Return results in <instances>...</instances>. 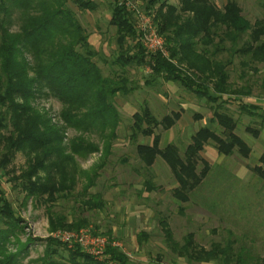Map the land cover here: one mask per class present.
<instances>
[{"label": "trees", "instance_id": "1", "mask_svg": "<svg viewBox=\"0 0 264 264\" xmlns=\"http://www.w3.org/2000/svg\"><path fill=\"white\" fill-rule=\"evenodd\" d=\"M138 1L146 13L153 12L167 56L157 52L145 59L131 11L110 0L108 24L115 29L116 44L111 63L118 66L119 72L108 76L93 60L96 51L76 16L96 10L95 0H0V171L7 174V165L17 152L22 153L25 168L8 181L16 182L26 195L44 198L43 202L52 204L56 196L70 191L76 175L68 168L74 156L84 157L99 149L88 139L89 135L96 133L103 138L101 155L108 156L119 121L115 98L132 90L127 86L126 76L131 67L150 66L147 84L160 78L179 84L200 99L215 102L217 96L213 92L219 96L230 92L225 64L213 59L207 49L214 38L217 37L214 53L221 49L223 40H228L231 47L225 49L230 53L247 56L251 62H264V21L255 20L251 24L234 0H227L221 8L210 0ZM14 20L17 27L12 30ZM238 41L242 44L234 49ZM199 44L204 49L198 48ZM209 83L213 86H208ZM40 96L59 102L61 124L52 122L48 112L38 107L36 100ZM218 106L212 110L210 121L217 124L219 132L208 126L199 127L190 135L182 153L174 143L160 147V134L155 133L158 126L164 130L173 126L179 112L171 111L157 119L145 105L132 114L129 136L135 138L140 134L151 139L149 143L135 144L137 157L146 169L156 157L163 160L176 182L172 196L181 203L189 200L210 169L209 162L201 156L206 144L212 143L223 156L237 152L246 158L251 152L250 146L235 132V119ZM239 108L248 115L264 116L256 113L252 104L239 103ZM67 129L78 135L64 144L63 134ZM244 129L253 137L258 135L255 128ZM102 166L103 162L97 168ZM250 170L264 182V152ZM95 177L93 173V180ZM90 180L87 187L93 185ZM144 187L146 191L154 188L150 180L144 182ZM87 203L98 209L102 205L99 199ZM46 213L49 231L77 230L87 223L82 219L67 221L64 215L53 214L48 208ZM21 222L0 189V264H19V253L26 251V245L31 242L27 237L20 243L19 237L24 233ZM159 224L166 243L188 264L211 261L248 264L240 253L234 255L229 244L221 247L215 243L204 249L192 241L190 233L179 244L171 239L166 221L161 219ZM12 241L18 244L14 251L7 247ZM44 242L42 254L36 260L38 264H132L116 245H107L105 258L95 261L78 247L68 248L57 239L47 237Z\"/></svg>", "mask_w": 264, "mask_h": 264}, {"label": "rangeland", "instance_id": "2", "mask_svg": "<svg viewBox=\"0 0 264 264\" xmlns=\"http://www.w3.org/2000/svg\"><path fill=\"white\" fill-rule=\"evenodd\" d=\"M95 1L98 4L96 10L76 13V16L88 32L91 47L96 51L93 60L104 75L112 76L114 71L119 72V68L111 63L116 44L115 29L108 24L110 0ZM111 1L125 5L131 11L133 28L139 40L142 21L135 14V7L151 25L155 24L153 12L146 13L140 1ZM170 1L176 3V0ZM210 1L221 8L227 0ZM234 1L251 24L255 20L264 21V0ZM16 27L14 20L11 29ZM216 41L217 37L207 49L213 59L225 64L228 95L219 96L213 92L212 95L217 97L215 102H209L171 81L155 78L147 84L150 66L131 67L126 76L127 86L132 90L115 98L119 121L108 156L101 155L103 138L96 133L89 135L88 139L98 145V151L84 157L74 156V162L68 169L76 175L75 183L70 191L56 196L52 204L43 202L44 198L35 199L26 195L16 182L8 181L9 177L19 175L25 168V156L20 152L15 154L7 165L8 173L1 174L0 171V189L22 221L24 233L19 237L20 243L25 242L27 237L32 239L26 245V251L19 253V264H38L36 260L44 249V239H56L53 234L60 228L49 231L46 208L53 214L64 215L67 221H87L80 228H88L91 234L114 242L132 264H188L182 257H177L166 243L164 230L159 224L161 219L166 221L171 239L179 244L190 233L192 241L204 249H210L215 243L221 247L229 244L234 255L240 253L248 264H264V182L250 170L264 152V116L248 115L239 108V103L252 104L256 106V113H264V62H251L247 56L230 53L225 49L231 47L228 40H223L221 49L214 53ZM241 44L238 41L234 49ZM197 47L204 49L202 44ZM149 56L145 53V59ZM36 101L40 109L48 112L52 122L61 124L58 101L46 96H40ZM218 104L219 110H224L235 119V132L250 146L251 152L246 158L237 152L223 156L216 152L212 143L206 144L201 156L209 162L210 169L190 194L189 200L181 203L172 196L176 182L163 160L156 157L152 166L146 169L137 157L135 144L149 143L151 139L140 134L135 138L129 136L132 114L145 105L157 119L171 111L179 112L180 116L173 126L167 130L158 126L155 133L160 134V147L174 143L182 153L190 135L199 127L208 126L219 132L217 124L210 121L212 110ZM247 126L257 129L258 135L253 137L246 132L244 128ZM63 135V143L67 144L78 133L67 129ZM101 162L102 168H97ZM93 173H96L94 180ZM90 179L93 185L87 187ZM146 180L154 186L151 191L145 190ZM95 199L101 201V208L88 206L87 201ZM7 247L14 251L18 244L12 241ZM75 247L78 245L70 248Z\"/></svg>", "mask_w": 264, "mask_h": 264}, {"label": "built area", "instance_id": "3", "mask_svg": "<svg viewBox=\"0 0 264 264\" xmlns=\"http://www.w3.org/2000/svg\"><path fill=\"white\" fill-rule=\"evenodd\" d=\"M135 14H137L139 20L142 21L140 26L142 31L139 36L140 43L145 53L152 55L158 52L162 56H167L164 38L157 32L156 25H151L147 17L141 14L136 7ZM53 236L68 248L78 245L81 250L99 261L105 258L106 255L104 251L107 245H116L103 236L91 234L88 228H79L75 231L58 229L54 232ZM108 264H112V262Z\"/></svg>", "mask_w": 264, "mask_h": 264}, {"label": "crops", "instance_id": "4", "mask_svg": "<svg viewBox=\"0 0 264 264\" xmlns=\"http://www.w3.org/2000/svg\"><path fill=\"white\" fill-rule=\"evenodd\" d=\"M217 152V151H216ZM250 154V153H249ZM221 155V154H220Z\"/></svg>", "mask_w": 264, "mask_h": 264}]
</instances>
